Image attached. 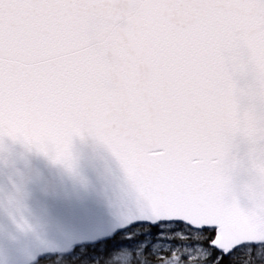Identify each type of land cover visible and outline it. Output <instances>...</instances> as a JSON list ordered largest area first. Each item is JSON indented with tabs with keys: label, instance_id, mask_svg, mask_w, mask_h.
Here are the masks:
<instances>
[{
	"label": "snow or ice",
	"instance_id": "snow-or-ice-1",
	"mask_svg": "<svg viewBox=\"0 0 264 264\" xmlns=\"http://www.w3.org/2000/svg\"><path fill=\"white\" fill-rule=\"evenodd\" d=\"M0 264H264V0H0Z\"/></svg>",
	"mask_w": 264,
	"mask_h": 264
}]
</instances>
